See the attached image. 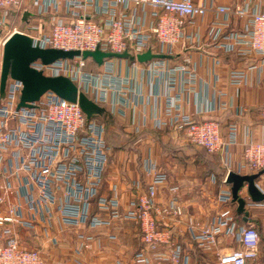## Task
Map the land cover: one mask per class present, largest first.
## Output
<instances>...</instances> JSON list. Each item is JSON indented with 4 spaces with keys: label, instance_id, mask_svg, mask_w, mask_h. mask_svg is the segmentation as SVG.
Here are the masks:
<instances>
[{
    "label": "built area",
    "instance_id": "1",
    "mask_svg": "<svg viewBox=\"0 0 264 264\" xmlns=\"http://www.w3.org/2000/svg\"><path fill=\"white\" fill-rule=\"evenodd\" d=\"M21 5L22 0H0V25L6 24L12 7ZM31 5L38 13L48 11V21L39 19L24 29L13 28L1 41L2 45L17 31L32 37L41 47L80 52L127 51L136 66L139 64L136 56L148 49L156 48L155 53L159 54L173 52L183 41L188 20L215 13L245 21L240 31L225 35H220L221 27L210 26L208 35L214 41L220 40L221 48L231 51L244 45L248 52L264 55V0H237L233 7L206 6L204 1L196 0H32ZM139 6L152 8L148 24L138 15ZM94 13L100 17L92 18ZM30 66L47 76L68 77L104 108L127 104L135 107L143 100L141 88L131 85V76L117 73L110 58L104 59L95 71L85 70L86 59L81 55L49 64L38 59ZM180 70L185 69L181 65L170 66L165 59L148 62V83L160 88L158 93L152 91L148 95L155 99L162 97L165 103L158 113L154 104L152 123L157 129L167 126L183 129L188 143L219 155L228 173L230 143L222 139L218 122L196 119L179 108L173 93V74ZM234 76L236 83L245 81L241 74ZM22 87L21 81L8 78L4 95L0 96V235H4L0 264H48L39 250L20 244L18 228H31L35 220L50 223L56 217L74 228L110 225L115 219L127 218L138 224L141 233L142 246L135 256L136 264H153V259L191 264V255L168 230L159 228L160 219L179 217L183 210L177 199V186L169 187L173 193L170 202L158 205V191L167 177L157 163L148 161L145 166L148 183L140 180L132 183L134 193L128 210L121 214L118 190L112 188L106 195L100 192L111 153L101 117L86 120L77 102L50 90L31 106L17 107ZM242 169L248 172L264 169V141L245 145L237 172ZM210 178L216 181L214 175ZM219 200L231 201V192L220 194ZM189 228L195 226L191 224ZM223 232L226 235H220ZM190 236L198 247L213 249L211 254L216 257L213 264H264L259 250L262 236L257 226L238 225L228 209ZM163 246L166 252H159Z\"/></svg>",
    "mask_w": 264,
    "mask_h": 264
},
{
    "label": "crops",
    "instance_id": "2",
    "mask_svg": "<svg viewBox=\"0 0 264 264\" xmlns=\"http://www.w3.org/2000/svg\"><path fill=\"white\" fill-rule=\"evenodd\" d=\"M30 1L22 0L21 6H28ZM196 1H204L206 6L233 7L237 0ZM151 12L152 8L148 6L137 8L145 24L152 19ZM25 13L23 10L26 25L39 19L48 21L50 14L48 11L31 13L28 17ZM99 17L95 13L92 15L94 19ZM244 22L232 15L207 13L186 22L182 43L173 52L163 54V58H153L136 66L130 59L110 58L117 73L131 76V85L141 88L143 100L135 107L128 104L106 106V113L122 122L131 136L137 133H141V136L127 150L115 152L111 148L100 192L106 195L111 193L112 188L118 190L120 212L126 213L134 193L132 183L136 180L148 183L150 178L146 175L145 166L148 161H155L167 177V182L158 191V205H167L173 196L169 187L177 186L176 195L183 210L179 217L160 219L159 228L168 230L184 251L191 255V264H213L216 261L215 255L211 254L213 249L198 247L190 235L195 234L202 225L211 223L225 209L230 211L238 225L248 223L257 226L262 236L259 245L262 260L264 201L247 206L249 215L248 222H245L243 216L236 215V203L219 200L220 194L230 191V185L222 180L227 173L222 161H217L215 155L204 152L201 147L188 143L183 129L176 126L154 127V104L158 107V113L165 103L162 97L155 99L148 95L152 91L158 93L160 88L149 85L146 66L154 59H165L170 66L184 67L185 70L173 74V93L180 110L192 114L196 119L210 118L218 122L222 139L230 143V171L237 172L245 145L251 141H264V55L248 52L244 45L225 51L219 45L221 41L212 40L208 33L210 26L221 27L220 35L240 31ZM148 50L152 54H159ZM234 73L245 77L243 84L235 82ZM237 173L256 172L242 169ZM212 174L221 177V181L212 182ZM257 184L264 191V173L257 179ZM241 193L246 195L245 188ZM92 210H96L95 204ZM28 215L25 213V216ZM191 224L195 228L190 230ZM18 232L20 244L39 250L48 264H136L135 256L142 246L138 224L127 218L115 219L110 225L74 228L56 217L50 223L35 220L31 228H18ZM220 235L226 234L223 232ZM3 236L0 235V243ZM161 251L166 252V247H160ZM153 264L170 263L153 259Z\"/></svg>",
    "mask_w": 264,
    "mask_h": 264
},
{
    "label": "water",
    "instance_id": "3",
    "mask_svg": "<svg viewBox=\"0 0 264 264\" xmlns=\"http://www.w3.org/2000/svg\"><path fill=\"white\" fill-rule=\"evenodd\" d=\"M81 55L84 59L92 58L97 65H101L104 59L121 58L133 60L134 57L127 51L122 53L105 52L99 49L84 50H62L50 47H41L35 44L33 38L21 32H13L2 45V56L0 64V96L4 95L5 85L8 78L22 82L21 94L17 107H29L44 92L50 90L59 97L71 102H77L85 114L86 120L93 117H103L106 113L104 107L90 99L83 91L68 77L47 76L30 66L33 61L40 60L49 64L57 59H72ZM163 54H152L150 50L138 54L136 60L139 63L147 62L153 58H163ZM264 173V169L256 173L240 174L229 171L225 177V183L230 185L231 200L236 203V213L243 216L248 222L250 203H261L264 201V191L257 184V179ZM245 188L246 195H240Z\"/></svg>",
    "mask_w": 264,
    "mask_h": 264
},
{
    "label": "rangeland",
    "instance_id": "4",
    "mask_svg": "<svg viewBox=\"0 0 264 264\" xmlns=\"http://www.w3.org/2000/svg\"><path fill=\"white\" fill-rule=\"evenodd\" d=\"M31 2V1H30ZM22 9V13L24 10H26V15L28 17L31 15V13H38L36 11V8H32L31 4H28V6H20ZM39 14V13H38ZM17 22L13 21L12 19H8L6 24L0 25V64H1V56H2V44L1 41L3 40L4 36L9 32L12 31V28H20L24 29V27H14L17 26ZM12 29V30H11ZM103 123L105 126V137L106 140L110 142V144L113 146L111 147L113 151L118 150H127L129 149V145L127 144V138L131 137V135L127 132V130L124 127V124L120 121H118L116 118L108 115L105 113L103 115Z\"/></svg>",
    "mask_w": 264,
    "mask_h": 264
},
{
    "label": "trees",
    "instance_id": "5",
    "mask_svg": "<svg viewBox=\"0 0 264 264\" xmlns=\"http://www.w3.org/2000/svg\"><path fill=\"white\" fill-rule=\"evenodd\" d=\"M9 18L12 19L13 21H16L17 22V26H14V27H25L26 25V19L25 17L23 16L22 14V9L21 7H18V6H14L11 8L10 10V14H9ZM13 29V28H12ZM11 29V30H12ZM153 44H154V41H153ZM154 49V51L156 50V48H152ZM98 69V65L97 63L92 59V58H86V66H85V70H88V71H95ZM101 120L103 121V117H101ZM104 122V121H103ZM141 136V133H137L135 135H132L131 137L127 138V144L129 145V147L132 145V142H134L135 140H137L139 137ZM107 143L113 147L109 141H107ZM203 149V148H202ZM204 152L207 153V151L205 149H203ZM209 154V153H208ZM210 155H215L216 156V159L217 161H220V157L217 155V154H210ZM221 174V173H219ZM215 176L216 178V181H221V177L218 178L217 175L215 174H212ZM223 175V174H222ZM221 175V176H222ZM238 216V214H236Z\"/></svg>",
    "mask_w": 264,
    "mask_h": 264
}]
</instances>
